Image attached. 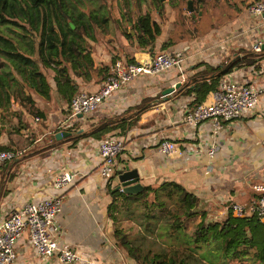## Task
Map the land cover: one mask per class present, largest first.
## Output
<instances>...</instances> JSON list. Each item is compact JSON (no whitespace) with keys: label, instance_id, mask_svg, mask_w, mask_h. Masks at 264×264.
<instances>
[{"label":"crops","instance_id":"0c3cea01","mask_svg":"<svg viewBox=\"0 0 264 264\" xmlns=\"http://www.w3.org/2000/svg\"><path fill=\"white\" fill-rule=\"evenodd\" d=\"M251 1L231 0L224 11L207 13L202 9L201 15L198 5L194 15L189 10L175 11L177 4L168 0L164 17L157 7L151 10L161 33L154 46L143 48L135 38L126 36L130 30L133 35L137 33L133 25L140 13L132 15L119 10L116 15L113 13L108 26L95 28V39L85 36L84 53H90L93 65L83 61L76 66L71 62L46 66L37 51L29 54L28 48H22L45 75L49 93L40 92V79L34 82L15 71L16 82L9 81L11 88L5 92L0 87V150L22 151L0 166V221L29 201L63 194L58 215L60 228L55 237L60 245L68 244L82 257L70 264H139L117 242V228L140 246L143 256L161 254L169 259L174 255L190 264L199 260L202 264L250 262L226 260L223 255L216 259V253H225V246L219 240L206 241L201 227L204 212L205 221L222 222L232 212L234 203H245L260 195L254 185L264 184V93L252 113L223 122L217 132L211 120L192 126L184 116L198 96L196 91L188 93L187 88L193 81L212 77L216 71L211 72L210 67L224 70V65L233 63L236 66L225 78L258 83L263 80L264 59L259 68L237 63L247 51H252L255 41L264 45V19L246 13ZM168 41L172 44L164 47ZM160 51H184V72L173 68L157 74L142 73L91 114L71 116L73 96L80 91H97L115 61L149 60ZM64 68L68 69L69 82L57 72ZM177 82L181 83L179 88L164 94ZM123 120L124 131L117 127L101 136L93 133L103 124L113 126ZM60 130L72 134L57 138ZM114 133L126 138V147L117 160L115 175L107 180L101 174L99 141ZM163 138L174 140L182 153L166 157L159 150ZM213 143H219L220 148L211 157L208 152ZM133 168L138 170L144 188L151 186L163 193V184H181L198 198L197 213L191 217L181 214V227L173 229V215L156 206L160 215H146L148 223L144 228L139 226L137 237H130L117 225V213L123 203L118 202L116 220L110 207L115 200L112 191H121L115 190L120 171ZM66 171L72 172L74 179L65 189L57 190L53 179ZM151 194L157 196V192ZM16 247L18 256L11 264H65L57 254L42 261L29 234H24ZM249 249V253L258 250L253 246Z\"/></svg>","mask_w":264,"mask_h":264},{"label":"trees","instance_id":"16d2710c","mask_svg":"<svg viewBox=\"0 0 264 264\" xmlns=\"http://www.w3.org/2000/svg\"><path fill=\"white\" fill-rule=\"evenodd\" d=\"M131 2L132 0H124L127 7L131 6ZM156 7L158 13L164 17L165 2L158 3ZM111 17L113 14L108 0H0V87L5 92L11 88L9 81L16 82V75L13 73L15 71L20 77H29L34 82L37 78L40 79V92L48 95L49 84L45 75L32 57L22 52V48H28L29 54L37 51L39 58L46 66L61 62H71L73 66H76L83 61H87L88 65H93L90 53H84L86 51L85 36L95 39V28L108 26ZM133 28L137 30V33L133 35L130 30L126 36L130 39L135 38L139 47L142 48L154 46L157 36L161 33L160 23L150 12L141 13ZM171 44L172 41L165 42L164 47ZM262 59H264V48L262 54L253 50L247 51L246 56L237 63L259 68ZM234 66L236 64L227 63L224 65V70L219 67H210L211 72L216 71L212 77L206 76L193 81L194 83L189 85L186 91L188 93L196 91L198 94L194 101L195 105L206 101L208 95L218 88L224 75ZM57 72L65 78V81H70L67 68ZM117 127L124 131L125 120L113 126L103 124L93 133L101 136ZM162 187L164 188L163 193L151 186H146L136 194L112 191L115 195V200L110 207L112 218L116 220L115 212L118 211V202L137 203L148 198L152 192H157V200L153 203L157 202L156 206L173 215L175 220L171 223V228H180L181 214L191 217L197 213L198 198L179 183H165ZM173 200L179 204L176 210L166 206L168 201L173 202ZM205 214L204 212L201 227L205 240H219L225 246V253H216L218 254L215 256L216 259L219 255H223L226 260H249L254 264H264V222L256 216L237 217L232 212L222 222L205 221ZM115 235L119 245L124 247L129 256L137 260L139 264H190L184 259L178 260L174 255L169 259L161 254L154 255L152 258L148 255L143 256L140 253V246L135 245L122 229L117 228ZM251 246L257 247L258 250L255 253H249Z\"/></svg>","mask_w":264,"mask_h":264},{"label":"built area","instance_id":"2783aa9c","mask_svg":"<svg viewBox=\"0 0 264 264\" xmlns=\"http://www.w3.org/2000/svg\"><path fill=\"white\" fill-rule=\"evenodd\" d=\"M246 13L249 17L264 19V0L251 1ZM262 49V41H255L252 44L254 52L260 53ZM186 59L184 51H160L149 60L128 63L118 60L97 91H80L73 96L70 102L71 116L91 114L117 90L142 73L157 74L173 68H179L181 72H184ZM263 93L264 78L258 83L224 77L218 88L212 92L210 100L194 105L185 113L184 119L192 126L211 120L217 132L222 128L223 122L239 119L252 113ZM125 147L126 138L118 134L104 136L99 141V153L103 158L100 168L105 179L110 180L115 175L117 160ZM219 148V143H213L209 147V155L213 157ZM159 150L166 157L177 152L182 153L179 145L169 138L161 140ZM20 154L22 151L0 150V166ZM73 179L74 174L66 171L56 175L53 184L57 190H63ZM254 188L260 195L245 203H234L231 207L232 213L237 217L256 216L264 222V184H256ZM63 202V194L50 195L38 201H29L21 209L13 210L1 220L0 264H11L16 261L17 242L24 234H29L35 252L42 261H48L55 254L65 264L82 260L73 248L68 244L60 245L55 237L60 228L58 215L62 210Z\"/></svg>","mask_w":264,"mask_h":264},{"label":"rangeland","instance_id":"374dc122","mask_svg":"<svg viewBox=\"0 0 264 264\" xmlns=\"http://www.w3.org/2000/svg\"><path fill=\"white\" fill-rule=\"evenodd\" d=\"M173 1L177 4V7H174L175 11H179V13L188 12L186 0H173ZM194 1L197 7L199 5V1L198 0H194ZM230 1L231 0H202V2L204 3L203 10H205L207 13H212V12L215 13L216 11L220 12L222 9L224 11V9L228 7L227 4H230ZM160 2L166 3L168 2V0L166 1L132 0L130 7L126 6V4L124 3V0H108L110 10L112 11V14L114 13V15H116L119 12V10L121 12L123 10L127 11L128 14H132V15H137L138 13L141 14L144 12H151V10H154L157 4ZM154 200H157V199L153 194H151L148 198H144L137 203L123 204L117 213L118 227H123L130 234V237L132 238L137 237V235L139 234L138 232L139 226H141V228L142 227L144 228L145 225L148 223V220L145 219V216L147 215V213L148 214L154 213L158 215H160L161 213L160 212L161 210H158L157 208H155L157 202L156 204L153 203L152 201ZM166 205H168V207L169 206L172 207V210H176L179 204L176 202V200H173V202L168 201ZM173 205H176V206H173ZM199 261H195L193 263L202 264V263H198ZM226 264H242V263L227 261ZM243 264H250V262L243 261Z\"/></svg>","mask_w":264,"mask_h":264},{"label":"water","instance_id":"95a60500","mask_svg":"<svg viewBox=\"0 0 264 264\" xmlns=\"http://www.w3.org/2000/svg\"><path fill=\"white\" fill-rule=\"evenodd\" d=\"M166 1V0H161ZM187 1V9L195 15L196 12V5L194 0H186ZM203 6L204 3L200 0L199 2V11L198 14L201 15L203 13ZM72 27H74L73 23ZM264 48V45H263ZM180 82H177L174 86L168 87L164 90V94H171L175 89L180 87ZM79 117L83 116L81 114L78 115ZM72 132L66 130H60L56 133V137L60 138L62 136H70ZM119 184L115 188V190H121L128 194H136L141 192L144 189V185L140 180V174L136 168L120 171L118 175Z\"/></svg>","mask_w":264,"mask_h":264},{"label":"flooded vegetation","instance_id":"af4514ba","mask_svg":"<svg viewBox=\"0 0 264 264\" xmlns=\"http://www.w3.org/2000/svg\"><path fill=\"white\" fill-rule=\"evenodd\" d=\"M200 2V0H198Z\"/></svg>","mask_w":264,"mask_h":264}]
</instances>
